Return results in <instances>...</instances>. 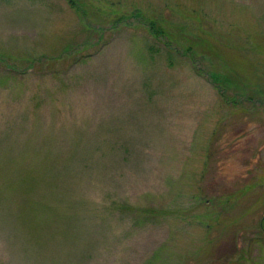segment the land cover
I'll return each mask as SVG.
<instances>
[{
  "label": "rangeland",
  "instance_id": "rangeland-1",
  "mask_svg": "<svg viewBox=\"0 0 264 264\" xmlns=\"http://www.w3.org/2000/svg\"><path fill=\"white\" fill-rule=\"evenodd\" d=\"M229 71L264 90V0H0V264H264Z\"/></svg>",
  "mask_w": 264,
  "mask_h": 264
},
{
  "label": "trees",
  "instance_id": "trees-1",
  "mask_svg": "<svg viewBox=\"0 0 264 264\" xmlns=\"http://www.w3.org/2000/svg\"><path fill=\"white\" fill-rule=\"evenodd\" d=\"M149 33L152 32V34L155 35V37H159L160 34L162 33V31L159 30V28H156L154 25L153 21H149ZM230 72V71H229ZM253 76H255L256 74L253 72L252 73ZM211 78H213V81H215L218 86H216V88H221L224 91H226L229 88H243L242 91H248L246 92L247 94L244 95V98L246 101H258L259 103H264V90L263 89H259L256 86H253V84L249 81V80H244L242 79L239 74L237 73H225L224 75L216 76V75H212ZM219 81H221L219 83ZM216 84V85H217ZM240 96V95H239ZM234 97H237L236 94H234ZM255 98V99H254ZM233 99V98H232ZM260 231L264 232L263 229H261ZM257 239V237L255 238ZM236 264H245L244 262V255L239 256V258L236 261Z\"/></svg>",
  "mask_w": 264,
  "mask_h": 264
},
{
  "label": "water",
  "instance_id": "water-1",
  "mask_svg": "<svg viewBox=\"0 0 264 264\" xmlns=\"http://www.w3.org/2000/svg\"><path fill=\"white\" fill-rule=\"evenodd\" d=\"M262 219L264 220V214H263V218Z\"/></svg>",
  "mask_w": 264,
  "mask_h": 264
}]
</instances>
